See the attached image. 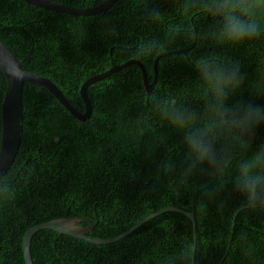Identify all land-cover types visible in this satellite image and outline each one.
I'll list each match as a JSON object with an SVG mask.
<instances>
[{
    "label": "trees",
    "instance_id": "obj_1",
    "mask_svg": "<svg viewBox=\"0 0 264 264\" xmlns=\"http://www.w3.org/2000/svg\"><path fill=\"white\" fill-rule=\"evenodd\" d=\"M73 7H93L104 0H51ZM180 0H117L92 15L48 10L23 0H0V38L25 71L51 79L79 111L85 107L79 89L89 77L113 64L134 58L138 41L163 37L178 25L203 28L199 15L177 12ZM159 8L160 24L145 19L146 9ZM187 50L186 53H174ZM212 49L187 40L156 61V84L146 92L140 67L130 63L87 88L92 114L75 118L44 86L25 82L24 125L16 159L3 179L15 186L11 198L0 199V264H25L22 241L33 225L81 217L89 235L115 237L144 217L168 206L189 211L201 193L178 186L161 163L171 159L177 169L184 155L182 136L151 111L147 98L189 95L194 91L192 62ZM241 62L247 83H253L264 49L242 46L217 49ZM164 53V52H163ZM152 61H140L149 82ZM7 80L0 68L1 105ZM210 180L197 177V186ZM238 196L226 189L209 203L201 218L191 220L166 211L110 244H94L50 229L33 235V264H264V214L239 207Z\"/></svg>",
    "mask_w": 264,
    "mask_h": 264
},
{
    "label": "clouds",
    "instance_id": "obj_2",
    "mask_svg": "<svg viewBox=\"0 0 264 264\" xmlns=\"http://www.w3.org/2000/svg\"><path fill=\"white\" fill-rule=\"evenodd\" d=\"M177 12L199 15L207 23L200 29L165 28L162 38H145L134 49V58L140 61H152L185 40L212 49L192 62L191 96L157 93L147 98L151 111L182 136V166L177 169L167 159L161 170L175 176L179 187L201 193L189 209L201 218L226 189L238 196L240 208L264 214V65L249 84L241 62L217 51L242 46L264 49V0H180ZM163 15L151 7L145 19L160 24ZM202 176L210 180L195 185L193 181ZM14 192L15 186L0 178V199L11 198ZM192 254L190 250L181 258Z\"/></svg>",
    "mask_w": 264,
    "mask_h": 264
},
{
    "label": "water",
    "instance_id": "obj_3",
    "mask_svg": "<svg viewBox=\"0 0 264 264\" xmlns=\"http://www.w3.org/2000/svg\"><path fill=\"white\" fill-rule=\"evenodd\" d=\"M27 3L52 10L55 12H61L72 15H92L100 13L111 7L117 0H104L102 3L95 5L93 7H73L69 5H64L51 0H23ZM187 50H176L174 53H186ZM173 52H164L157 55L156 60H154V80L149 82L145 72L144 65L137 59H131L122 64H113L108 70L95 74L85 80L80 89V96L84 103L85 111L81 112L77 110L64 96V94L59 90L56 84L49 78L42 75L28 72L23 70L21 62L16 58L8 46L0 38V68L2 69L5 78L7 80L6 90L3 97L1 105V133H0V178H3L12 164L14 163L16 156L19 152L21 146V139L23 134L24 125V113H23V86L25 82H33L47 88L69 111L75 118L80 121L87 120L92 114V104L91 100L87 94V88L96 83L97 81L106 78L116 71L121 70L130 63H135L138 65L142 71L143 82L146 92L149 94L155 84L157 79L156 74V61L157 59L168 56ZM166 211H174L187 216L192 223L193 227V237L196 239V222L195 215L193 212L183 210L176 206H168L154 213L149 214L142 220L134 224L125 232L112 237V238H96L89 235L90 231L95 225V222H88L87 226H82L79 224L83 219L81 217H67L64 216L60 219L44 221L31 226L24 234L22 241V250L25 264H33V259L30 252L31 239L34 234L42 229H50L58 233H63L66 235L73 236L75 238L94 243V244H110L116 242L140 226L149 221L150 219L160 215ZM195 255V241L193 245V255L192 264L194 262Z\"/></svg>",
    "mask_w": 264,
    "mask_h": 264
}]
</instances>
